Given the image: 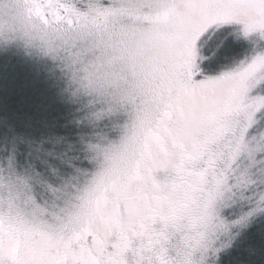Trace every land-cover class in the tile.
Segmentation results:
<instances>
[{
    "label": "snow or ice",
    "instance_id": "obj_1",
    "mask_svg": "<svg viewBox=\"0 0 264 264\" xmlns=\"http://www.w3.org/2000/svg\"><path fill=\"white\" fill-rule=\"evenodd\" d=\"M0 264H264V0H0Z\"/></svg>",
    "mask_w": 264,
    "mask_h": 264
},
{
    "label": "rangeland",
    "instance_id": "obj_2",
    "mask_svg": "<svg viewBox=\"0 0 264 264\" xmlns=\"http://www.w3.org/2000/svg\"><path fill=\"white\" fill-rule=\"evenodd\" d=\"M4 63L5 67L3 71L7 74L9 79L14 78V83L12 85V90L14 92L25 94L32 91L31 87H24L25 80H34L36 87L42 86L39 84V81L46 75L44 71H41L39 76H36L35 71L31 70L29 66L23 65L20 58L17 56H12L10 59L5 58ZM13 99H15V97H13Z\"/></svg>",
    "mask_w": 264,
    "mask_h": 264
}]
</instances>
